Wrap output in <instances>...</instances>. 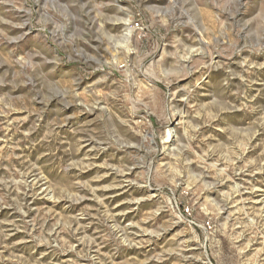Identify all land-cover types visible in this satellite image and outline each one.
<instances>
[{
    "label": "rangeland",
    "instance_id": "374dc122",
    "mask_svg": "<svg viewBox=\"0 0 264 264\" xmlns=\"http://www.w3.org/2000/svg\"><path fill=\"white\" fill-rule=\"evenodd\" d=\"M0 264H264V0H0Z\"/></svg>",
    "mask_w": 264,
    "mask_h": 264
},
{
    "label": "bare ground",
    "instance_id": "6f19581e",
    "mask_svg": "<svg viewBox=\"0 0 264 264\" xmlns=\"http://www.w3.org/2000/svg\"><path fill=\"white\" fill-rule=\"evenodd\" d=\"M170 134H171V131H168L167 136H170Z\"/></svg>",
    "mask_w": 264,
    "mask_h": 264
}]
</instances>
